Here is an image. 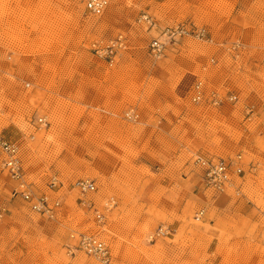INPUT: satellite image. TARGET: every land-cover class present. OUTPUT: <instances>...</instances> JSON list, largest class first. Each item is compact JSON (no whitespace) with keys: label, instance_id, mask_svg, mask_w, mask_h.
<instances>
[{"label":"rangeland","instance_id":"obj_1","mask_svg":"<svg viewBox=\"0 0 264 264\" xmlns=\"http://www.w3.org/2000/svg\"><path fill=\"white\" fill-rule=\"evenodd\" d=\"M0 1V136L22 144L33 191L61 199L53 218L32 212L12 195L0 152V264H100L67 252L73 232L105 241L114 264H264V0L242 3L248 14L230 35L220 19L239 6L227 0H108L101 16L85 0ZM174 24L203 27L207 40L184 37L153 59L150 40ZM253 27L256 38L243 32ZM118 35L126 47L109 65L92 44ZM237 155L240 196L206 190L193 158ZM78 179L95 182L102 223L79 205ZM160 226L172 234L148 242Z\"/></svg>","mask_w":264,"mask_h":264},{"label":"built area","instance_id":"obj_2","mask_svg":"<svg viewBox=\"0 0 264 264\" xmlns=\"http://www.w3.org/2000/svg\"><path fill=\"white\" fill-rule=\"evenodd\" d=\"M107 7L108 0L84 1L85 11L94 16H101ZM138 22L145 23L152 29L156 28V24L147 14H142ZM184 37L207 40L208 33L205 28L197 27L194 24L165 26L161 29L158 36L150 40L148 45L150 56L155 60L161 59L164 56L168 44L177 43ZM125 47V37L118 35L114 39L107 41L106 44H92V51L97 57L102 58L109 65H112L119 51ZM237 47L238 45H233V49ZM211 97L213 102H218L215 94L211 95ZM205 98L206 95L202 88V83L196 82L193 86L192 102L199 103ZM234 99V96L228 98L229 101H233ZM123 117L128 122H136L139 115L134 109H129L124 113ZM35 124L38 128H42L47 125V122L44 117H38ZM21 151L22 144L19 141L9 140L0 136L2 168L7 176L16 183L12 195L20 197L28 204L32 212L53 218L61 206V199L52 198L46 193L36 194L33 191L31 183L25 178ZM192 165L201 170L204 187L212 194L221 195L230 191L234 196H240V184L236 180L243 172L240 155L229 160L196 156L192 160ZM59 185V180L56 177H51L47 183V188L52 191L58 188ZM72 188L77 193L79 205L85 210L90 211L98 224L102 223L104 212L99 210L95 206V203L88 197V195L96 191L95 182L90 179H78L74 181ZM115 204L116 202L113 197H110L104 203V210L109 211ZM203 215L204 210L201 209L195 214L194 218L195 220H199ZM1 218L2 214L0 213V220ZM171 234L172 230L168 226H160L148 234L147 241L154 242ZM69 239L70 242L67 244L66 250L70 255L81 252L100 264H114L110 247L96 235L73 232L70 234Z\"/></svg>","mask_w":264,"mask_h":264},{"label":"crops","instance_id":"obj_3","mask_svg":"<svg viewBox=\"0 0 264 264\" xmlns=\"http://www.w3.org/2000/svg\"><path fill=\"white\" fill-rule=\"evenodd\" d=\"M229 3H230V5L232 4L233 6H232V10L233 9H235L236 8V6L238 5L239 7V11H237L236 13H233L235 10H233V12H231V15L230 16H228V17H226V16H223V17H221V19H220V23H228V27H229V30H227V32L225 33V34H228V35H230L231 33H236L237 32V30H238V28L236 27V26H234V25H236V24H241V22H239V21H236L237 19H239L240 18V16L241 15H243V14H248V12L245 10V9H240L241 8V6H242V3L244 2L246 5L248 4V5H250V2H249V0H248V3H246V0H227ZM243 7H246L245 5L243 6ZM242 25V24H241ZM243 26V25H242ZM164 28V27H163ZM161 29L162 28H159V33H160V31H161ZM258 29H259V27H253V28H251V29H246L245 31H243V32H249V33H251V37L252 38H256V37H258L256 34L258 33ZM256 36V37H255ZM221 47V46H220ZM223 49V48H222ZM176 57H178V55H176ZM200 57V56H199ZM178 59V58H177ZM186 64L188 65V62H186ZM194 68L192 69V68H190V66H189V68L188 69H191L192 71H194L195 69H196V67L195 66H193ZM186 69H187V67H186ZM199 71H201V72H207L206 70H207V68L205 69L204 67H199V68H197ZM196 71V70H195ZM214 71V70H213ZM210 72V71H209ZM222 80V77L221 78H216L215 79V81L214 82H222L221 81ZM192 91H193V89H192ZM193 94V93H192ZM216 96V95H215ZM216 98H218V96H216ZM209 100H212V97L210 96L209 97Z\"/></svg>","mask_w":264,"mask_h":264},{"label":"bare ground","instance_id":"obj_4","mask_svg":"<svg viewBox=\"0 0 264 264\" xmlns=\"http://www.w3.org/2000/svg\"><path fill=\"white\" fill-rule=\"evenodd\" d=\"M0 3H1V1H0Z\"/></svg>","mask_w":264,"mask_h":264}]
</instances>
